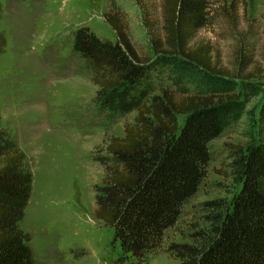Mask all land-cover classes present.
<instances>
[{
  "label": "trees",
  "instance_id": "obj_1",
  "mask_svg": "<svg viewBox=\"0 0 264 264\" xmlns=\"http://www.w3.org/2000/svg\"><path fill=\"white\" fill-rule=\"evenodd\" d=\"M137 2L145 13L154 60L141 58L126 16L111 10L105 19L117 40L81 26L74 32L73 50L95 73L101 111H137L123 136L106 140L111 159L98 158L105 175L95 189L94 214L115 230L114 241L124 252L144 264L162 248L168 229L198 192L212 158L211 141L244 115L248 100L263 89L252 76L239 85L213 63L209 43L194 44L215 12L232 19L240 6L246 13L247 0H161L162 20L151 0ZM183 79L202 89L181 91ZM168 80L180 87L165 85ZM256 121V136L245 146L232 145L240 188L230 207L204 240L167 248L177 251V264H264V97ZM33 166L11 132L0 127V264H37L31 234L20 224L33 190Z\"/></svg>",
  "mask_w": 264,
  "mask_h": 264
},
{
  "label": "rangeland",
  "instance_id": "obj_2",
  "mask_svg": "<svg viewBox=\"0 0 264 264\" xmlns=\"http://www.w3.org/2000/svg\"><path fill=\"white\" fill-rule=\"evenodd\" d=\"M151 1L155 16L162 20L161 0ZM247 2L246 13L240 6L232 19L215 12L194 44L209 43L217 68L239 85L252 76L263 92L250 98L244 115L211 141L212 158L198 192L168 229L162 248L144 264H177V251L167 248L204 240L240 188L232 167V145L245 146L256 136L264 97V0ZM110 10L126 16L141 58L154 60L157 54L137 0H0V127L11 132L34 165L33 190L20 224L31 234L37 264H137L136 257L114 241L115 230L94 214L95 189L105 175L98 158L111 159L106 140L123 136L137 111L124 115L101 111L95 102L101 88L95 73L73 50L74 32L81 26L117 40L105 19ZM244 57L247 63L241 64ZM173 82L165 85L180 87ZM181 86L188 94L202 89L200 83L186 79Z\"/></svg>",
  "mask_w": 264,
  "mask_h": 264
}]
</instances>
